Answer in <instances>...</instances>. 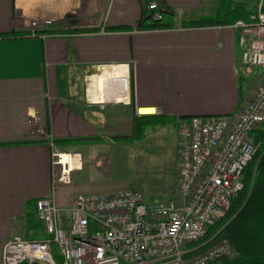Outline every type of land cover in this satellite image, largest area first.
Segmentation results:
<instances>
[{"label": "crops", "instance_id": "0c3cea01", "mask_svg": "<svg viewBox=\"0 0 264 264\" xmlns=\"http://www.w3.org/2000/svg\"><path fill=\"white\" fill-rule=\"evenodd\" d=\"M149 1L0 0V264L9 239L46 236L38 199L69 208L77 194L125 189L118 171L150 141L178 181L179 120L236 115L263 80L224 26L255 0H157L168 8L158 23L142 20ZM53 150L78 162L68 184L55 181Z\"/></svg>", "mask_w": 264, "mask_h": 264}, {"label": "built area", "instance_id": "2783aa9c", "mask_svg": "<svg viewBox=\"0 0 264 264\" xmlns=\"http://www.w3.org/2000/svg\"><path fill=\"white\" fill-rule=\"evenodd\" d=\"M167 9L150 0L142 20L161 22ZM224 26L239 32L245 64L264 69V0L247 18ZM115 80L118 94L130 92V74H116ZM263 125L264 78L236 115L179 120L178 198L151 200L142 189L125 188L77 194L69 208L60 207L55 194L38 199L36 215L46 236L9 239L2 264H217L234 254L229 240L199 253L191 244L228 214L244 190L246 170L261 149L255 132ZM61 152H52L55 181L68 184L78 162L61 163Z\"/></svg>", "mask_w": 264, "mask_h": 264}, {"label": "trees", "instance_id": "16d2710c", "mask_svg": "<svg viewBox=\"0 0 264 264\" xmlns=\"http://www.w3.org/2000/svg\"><path fill=\"white\" fill-rule=\"evenodd\" d=\"M255 138L261 149L246 170L244 190L233 198L228 214L202 240L191 244L199 253L217 240H229L234 254L217 264H264V125Z\"/></svg>", "mask_w": 264, "mask_h": 264}, {"label": "rangeland", "instance_id": "374dc122", "mask_svg": "<svg viewBox=\"0 0 264 264\" xmlns=\"http://www.w3.org/2000/svg\"><path fill=\"white\" fill-rule=\"evenodd\" d=\"M261 0H255V4H248L251 10L258 8ZM238 3L246 5V0H238ZM260 77H264V69L257 68ZM147 152L134 153L130 155L131 160L126 163L123 170H119V176L125 182L126 188L142 189L151 200L158 198H178L177 179L175 177V163L165 151V147L155 145L150 141ZM161 197H158V192ZM167 191V193L165 192ZM214 234L212 238L215 236ZM211 238V239H212ZM217 240L212 245L219 243ZM209 246V247H210ZM207 249V248H206ZM205 249V250H206ZM203 252V251H201Z\"/></svg>", "mask_w": 264, "mask_h": 264}, {"label": "bare ground", "instance_id": "6f19581e", "mask_svg": "<svg viewBox=\"0 0 264 264\" xmlns=\"http://www.w3.org/2000/svg\"><path fill=\"white\" fill-rule=\"evenodd\" d=\"M89 84V83H88ZM93 84V83H92ZM91 86V85H90ZM94 87V86H93ZM92 88V87H91ZM90 90V89H89ZM139 113L140 114H151V113H155L156 112V108L155 107H140L139 108ZM63 154H66L67 155V159L66 160H62V155ZM60 159H61V163H65L66 165L67 164H70L71 163V161H73V158H71V155H70V153H66V152H61V154H60Z\"/></svg>", "mask_w": 264, "mask_h": 264}]
</instances>
